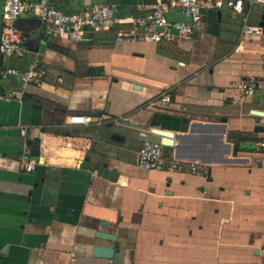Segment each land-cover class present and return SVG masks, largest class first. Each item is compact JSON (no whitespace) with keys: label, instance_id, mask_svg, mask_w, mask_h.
I'll use <instances>...</instances> for the list:
<instances>
[{"label":"crops","instance_id":"0c3cea01","mask_svg":"<svg viewBox=\"0 0 264 264\" xmlns=\"http://www.w3.org/2000/svg\"><path fill=\"white\" fill-rule=\"evenodd\" d=\"M108 1L128 19L165 0L49 3L73 13ZM248 12L259 24V6ZM242 22L204 7L193 35L172 44L117 43L116 28L76 43L21 14L13 25L29 52L0 53V69L37 58L41 76L12 97L19 77L0 79V264H264V38L244 36ZM76 114L94 121L69 123ZM154 128L175 135L164 159L204 170L139 167L142 142H161Z\"/></svg>","mask_w":264,"mask_h":264},{"label":"built area","instance_id":"2783aa9c","mask_svg":"<svg viewBox=\"0 0 264 264\" xmlns=\"http://www.w3.org/2000/svg\"><path fill=\"white\" fill-rule=\"evenodd\" d=\"M259 6L264 14V0H165L157 2L150 11L131 18H117L116 4L101 2L81 12L66 13L49 3V0H0V53L16 58L25 57L29 50L23 42L20 31L13 22L23 13H33L40 20L47 36H66L79 43L89 41L88 30L115 29L114 40L117 43H154L172 44L188 39L198 28L202 9L225 6L236 15H242V33L250 38H264V26L250 24L247 21L252 6ZM246 6V11L244 7ZM169 11L180 13L178 18L167 16ZM39 60L34 59L29 69L20 71L14 67L0 69V79L7 80L18 76L20 90H14L10 96H18L29 84L37 82L41 76ZM257 86L254 79L241 80L238 87L243 96L249 95ZM170 96L164 94L161 101L168 102ZM93 117L76 114L69 117L71 124H90ZM164 145L159 141H143L137 151L139 167L151 170L165 168L168 171L198 175L204 170L199 161H182L176 158L164 159ZM26 172L35 170V162L26 154L21 156Z\"/></svg>","mask_w":264,"mask_h":264},{"label":"water","instance_id":"95a60500","mask_svg":"<svg viewBox=\"0 0 264 264\" xmlns=\"http://www.w3.org/2000/svg\"><path fill=\"white\" fill-rule=\"evenodd\" d=\"M260 25L264 26V15L261 17V21L259 22ZM156 125L155 122L152 123V126ZM152 133L156 134L161 138V143L164 146H169L170 144L173 143L172 139L175 137L173 132L167 131V130H162V129H157L154 128L152 130ZM106 174V172H104ZM98 237L100 238H106L108 240H114V236L103 234V233H98ZM116 251V248L113 247H101V246H94L93 248V254L94 256H102V257H108L111 258L113 253Z\"/></svg>","mask_w":264,"mask_h":264}]
</instances>
